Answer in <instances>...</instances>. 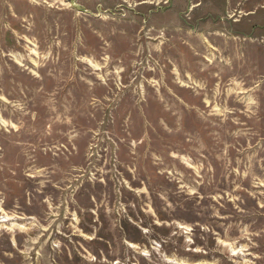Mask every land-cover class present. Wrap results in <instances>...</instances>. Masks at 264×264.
Masks as SVG:
<instances>
[{"label":"rangeland","instance_id":"374dc122","mask_svg":"<svg viewBox=\"0 0 264 264\" xmlns=\"http://www.w3.org/2000/svg\"><path fill=\"white\" fill-rule=\"evenodd\" d=\"M0 264H264V0H0Z\"/></svg>","mask_w":264,"mask_h":264}]
</instances>
